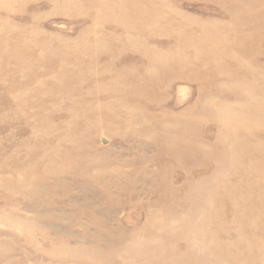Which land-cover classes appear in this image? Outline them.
Instances as JSON below:
<instances>
[{
  "label": "rangeland",
  "instance_id": "rangeland-1",
  "mask_svg": "<svg viewBox=\"0 0 264 264\" xmlns=\"http://www.w3.org/2000/svg\"><path fill=\"white\" fill-rule=\"evenodd\" d=\"M0 264H264V0H0Z\"/></svg>",
  "mask_w": 264,
  "mask_h": 264
}]
</instances>
